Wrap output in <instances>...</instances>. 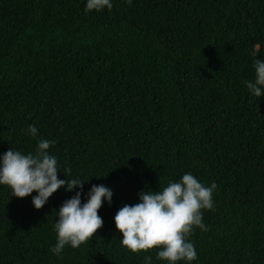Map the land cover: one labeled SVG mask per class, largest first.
<instances>
[{
    "label": "trees",
    "instance_id": "trees-1",
    "mask_svg": "<svg viewBox=\"0 0 264 264\" xmlns=\"http://www.w3.org/2000/svg\"><path fill=\"white\" fill-rule=\"evenodd\" d=\"M110 2L0 0V156L54 141L58 178L84 181L40 209L0 185V264H168L123 247L113 218L186 173L217 187L208 230L187 237L197 259L176 264H264V94L245 83L264 61V0ZM92 185L113 193L103 227L53 254L60 206Z\"/></svg>",
    "mask_w": 264,
    "mask_h": 264
},
{
    "label": "clouds",
    "instance_id": "clouds-1",
    "mask_svg": "<svg viewBox=\"0 0 264 264\" xmlns=\"http://www.w3.org/2000/svg\"><path fill=\"white\" fill-rule=\"evenodd\" d=\"M131 2L126 0L129 6ZM105 6L109 10L113 7L110 0H87L86 10L100 11ZM254 68L255 81L245 83L254 96L260 97L264 94V61L255 60ZM27 131L33 137L37 135L34 125H29ZM52 144L54 141L42 139L37 144L35 154L24 155L9 148L0 156V185H7L11 195L18 198L35 191L37 195L32 197V204L36 209L43 207L62 186L66 191L83 189L84 181L66 179L65 173H69V169L63 173L65 179L58 178L57 159L47 152ZM216 187L215 182L206 187L191 173H186L179 182H170L162 190L139 192V202L125 204L113 218L116 229L122 234L121 245L132 253L161 249L157 256L168 264L197 259L196 249L187 237L194 227L208 230L202 222L201 210H214L212 194ZM81 191L65 200L57 213L59 219L54 226L57 242L50 249L57 256L62 254L66 245L75 249L86 244L103 227L98 210L104 200L111 203L112 190L104 185H92L83 204ZM150 260L151 257H145L146 264Z\"/></svg>",
    "mask_w": 264,
    "mask_h": 264
}]
</instances>
